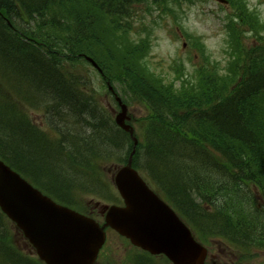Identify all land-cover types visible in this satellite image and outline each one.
I'll list each match as a JSON object with an SVG mask.
<instances>
[{
  "label": "trees",
  "instance_id": "trees-1",
  "mask_svg": "<svg viewBox=\"0 0 264 264\" xmlns=\"http://www.w3.org/2000/svg\"><path fill=\"white\" fill-rule=\"evenodd\" d=\"M142 1L60 0L50 13L52 19L43 22L29 17L27 10L18 5L14 8L18 18L28 26L22 34L12 30L9 35L1 37L0 70L7 68L8 78L13 79L11 72L15 64H19L25 69L24 79L39 80V77L48 75L44 69V66H48L54 76V83L59 78L66 81L67 74L75 76L72 73L77 65L78 54L88 52L106 69L112 81H118L125 91H130L136 98L147 99L153 106L147 128L148 142L145 151L138 153L148 154L152 163L163 165L168 171H181L180 175H171L177 182L174 185L180 200L187 201L190 197L187 188L195 185L186 173V159L197 163L198 171L195 172L199 192L212 195L215 193L213 188L227 186L230 179H233L230 184L239 186L242 176L264 186V85L246 89L255 69L253 64L260 58L264 59V45L246 48L234 27V51L227 69L221 73L217 66L203 67L198 84L174 93L172 86L165 85L142 63V58L148 52L149 37L136 52L132 50L136 48L131 46L127 38L124 39V46L116 49L118 46L115 45L111 29H124L126 34L128 28L133 26L134 4ZM158 1L165 3L168 0ZM238 9L241 14H248L245 5ZM30 22L34 26L29 25ZM28 49H32L39 70H29L32 60L26 54ZM130 53L132 55L129 57ZM77 83V78H71L66 86L80 98L89 101L95 111L98 104H94L92 98L84 97ZM245 91L249 94L241 98ZM243 102L258 106L261 113L244 106ZM55 104L59 105L58 102ZM239 134H242V138ZM83 135V141L78 142L80 147L89 148L94 142H102L105 147L109 144L118 147L119 144L117 139L110 136V131L101 126L86 129ZM255 139L260 142L259 153L247 147ZM9 149L12 157L4 155L11 162L18 164L21 161L25 166L43 174L45 172L41 171H50L52 156L57 154L48 147L40 150L36 138L23 142L13 141ZM182 153L191 156L183 160L180 156L186 154ZM68 159H64L63 167L71 164ZM71 162L75 163L73 160ZM94 166L90 163V167ZM46 174L54 182L63 179L60 176L54 179L48 172ZM153 175L159 179L155 173ZM91 176L92 180L101 181L98 176ZM67 180L64 178V181ZM219 209L228 212L224 206ZM226 224L228 219L225 215L214 220V223L202 218L198 229L211 225L217 228ZM229 224L232 231L246 225L245 234L240 231V235L233 236L236 241L245 238L248 248L254 246V242H261L264 225H259L257 219L251 221L244 217L240 222L230 220ZM2 226L6 231L4 234L1 232ZM8 232L7 221L0 216V246L4 251L22 259L19 251L11 245Z\"/></svg>",
  "mask_w": 264,
  "mask_h": 264
},
{
  "label": "bare ground",
  "instance_id": "bare-ground-1",
  "mask_svg": "<svg viewBox=\"0 0 264 264\" xmlns=\"http://www.w3.org/2000/svg\"><path fill=\"white\" fill-rule=\"evenodd\" d=\"M59 1L60 0H0V39L4 35H9L12 30H15L16 24L21 27H25L18 23L19 18L16 13V9H14L16 6L20 5L23 9L27 10L29 17L37 18L43 22L51 18L50 13ZM66 5H68V3ZM32 34L35 35L33 31ZM32 53V49H28L26 51V54H28L29 58L32 60L31 68L29 69L30 71L38 69L35 64L36 58ZM253 66L255 68L253 76L246 89L264 85V59H258ZM11 74L13 75L11 89L15 99L14 101H0V150L7 157L11 158L12 154L10 153L9 144H12L13 141L17 140L23 142L25 140H32L36 138L37 147L40 150L43 149V147H48L60 155H66L71 158L75 162V169L78 174L89 172L91 169V161L104 151L105 146H103L102 142H94V144H91L89 148H84L78 145V142L69 132H64L61 135V138L57 140L39 137L38 132L17 115L19 113V109L16 102L28 101L31 98L41 101L45 98V96H47L49 106L55 102H60L61 112L64 116L72 114L82 123L92 125L95 124L96 127L101 126L104 128L106 124L102 118L95 114L93 110L94 108L91 107V103L80 98L75 91L69 88V86H66L63 79L59 78L55 83H48V81L42 80L40 77L39 80L29 79L31 83L36 84L31 86L28 82L23 80L26 76V72L23 66L19 64H15V69L11 72ZM49 88H51V94H47L49 93ZM248 94L249 92L245 91L241 98H244V96ZM243 105L261 113L260 108L251 102H243ZM66 108L69 109L67 110V113L65 112ZM239 137L242 138V134H239ZM118 147L122 148L123 146L118 144ZM247 147L252 148L256 153H259L260 142L258 139H255L247 144ZM182 154H186L180 156L183 160L191 156L187 153ZM134 160L139 164L149 167L158 177L162 178L165 176L166 168L158 163L157 165L152 163V161L149 160L148 154L136 153L134 155ZM185 162L188 163L189 159H186ZM258 223H264L263 214L259 215ZM0 264L26 263L22 261V259L4 251L0 246Z\"/></svg>",
  "mask_w": 264,
  "mask_h": 264
},
{
  "label": "rangeland",
  "instance_id": "rangeland-1",
  "mask_svg": "<svg viewBox=\"0 0 264 264\" xmlns=\"http://www.w3.org/2000/svg\"><path fill=\"white\" fill-rule=\"evenodd\" d=\"M249 2L252 6H256L264 16V0H249ZM220 9L221 8L219 4L214 0H210L203 4L198 3L190 5V7L186 9L187 17L183 21V24L186 26L187 30L204 37L208 50L214 58H221L223 55V48L226 47V31L220 17ZM176 32H178L179 38L177 37ZM185 41L187 40L182 35L181 30L177 27V24H175L172 19H167L165 25L156 32L154 39V49L150 57L152 66L157 70L162 71L165 75L172 77L174 74V71L171 68L172 58L181 57L183 59H187L188 56L191 55V47L188 42L184 46ZM47 68L48 66H44V69L48 71V75H44L41 79L48 81V83L54 82V76L49 71V68ZM28 83L31 86L36 85L35 83ZM48 91L49 93L47 94H51V88H49ZM103 100L108 108V112L114 118L116 114L115 111L117 109L111 96H105ZM67 110L69 109H65L66 113L68 112ZM57 111L61 114L64 121H67V116L62 114L61 109H58ZM131 112L135 117H138L143 113L139 107H134L131 109ZM31 116L37 121L38 124L41 123L42 116L38 111L32 110ZM72 120L77 125L81 124L80 122L75 121V118ZM64 159V155H60L58 153L53 155L50 171L46 172H48V174H50L52 177L62 176L64 174ZM106 174L107 176L111 175L107 171ZM71 184L72 182L70 179L67 181L60 180L57 183V186L60 188H66ZM19 243L21 246L29 248V245L27 242L25 243V240L21 235L19 236ZM234 258L235 255L228 249V257L226 260L232 261ZM243 264H264V251L260 253V256L253 260L245 261Z\"/></svg>",
  "mask_w": 264,
  "mask_h": 264
},
{
  "label": "water",
  "instance_id": "water-1",
  "mask_svg": "<svg viewBox=\"0 0 264 264\" xmlns=\"http://www.w3.org/2000/svg\"><path fill=\"white\" fill-rule=\"evenodd\" d=\"M130 177H132L134 179V182L136 180L139 182V183L136 182L135 185H136L137 189L143 194L144 199H146V202L147 203L148 202H154L153 198H155V197L146 188L144 183L137 176L136 172L130 168V166L123 168L117 176V182H118L119 187L121 188L123 194L125 195V193L126 194L129 193V187L127 185L126 179H129ZM135 177H136V180H135ZM130 211L131 210L127 209V210H125V213L130 214L131 213ZM150 217H151V221L154 225L153 232L150 236V240L151 241H157L158 245L162 244L164 246H167V247H170L173 249L175 239L172 238L171 235L169 237L165 236L166 225H164V220H163L164 213H163L162 209L158 208V210H156L154 213H151ZM175 227H176V229H178L179 231H181L183 233V229L181 227H179L177 224H175ZM184 239H185L186 243L190 242L189 237H187V235L185 236ZM192 246H193V248L196 252V255L198 257V263L201 264V262L203 260L204 251L200 246H197L195 244H192Z\"/></svg>",
  "mask_w": 264,
  "mask_h": 264
},
{
  "label": "flooded vegetation",
  "instance_id": "flooded-vegetation-1",
  "mask_svg": "<svg viewBox=\"0 0 264 264\" xmlns=\"http://www.w3.org/2000/svg\"><path fill=\"white\" fill-rule=\"evenodd\" d=\"M110 249V259L97 264H171L164 257L153 256L120 239Z\"/></svg>",
  "mask_w": 264,
  "mask_h": 264
}]
</instances>
